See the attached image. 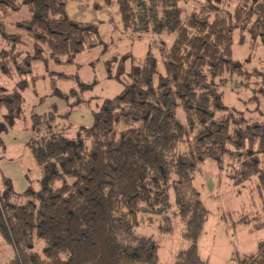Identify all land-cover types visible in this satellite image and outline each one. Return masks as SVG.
Wrapping results in <instances>:
<instances>
[{
	"label": "trees",
	"instance_id": "1",
	"mask_svg": "<svg viewBox=\"0 0 264 264\" xmlns=\"http://www.w3.org/2000/svg\"><path fill=\"white\" fill-rule=\"evenodd\" d=\"M68 2L0 0L4 74L23 78L36 62L48 60L72 65L79 54L105 47L99 25L67 16ZM180 2L117 0L125 30L175 33L176 38L159 48L163 70L152 53L129 70L127 57L109 61L108 78L122 90L103 100L92 126L68 138L51 124L54 112L32 114L39 134L27 146L41 167L42 188L27 190L25 202L17 200L8 178L0 189V232L24 256L14 264H161L153 240L136 227L140 213L167 214L171 190L189 242L175 264H206L199 243L209 212L193 183L199 165L214 161L223 168L231 161L238 166L234 183L258 176L264 192V122L218 116L228 110L221 91L225 76L248 75L245 63L233 58L234 31L246 28L264 40V0H243L221 18L201 9L185 21ZM23 6L31 18L18 27L34 39L33 52L5 30L7 16ZM27 86L26 79L19 84ZM23 104L22 94L0 87V108L7 110L10 125L22 116ZM254 227L263 228L264 222ZM39 241L42 255L33 250ZM240 264H264V240Z\"/></svg>",
	"mask_w": 264,
	"mask_h": 264
},
{
	"label": "rangeland",
	"instance_id": "2",
	"mask_svg": "<svg viewBox=\"0 0 264 264\" xmlns=\"http://www.w3.org/2000/svg\"><path fill=\"white\" fill-rule=\"evenodd\" d=\"M241 1L181 0V19L185 21L201 9L212 18H221L233 13ZM116 2L110 0L108 3L116 7ZM104 25H107L105 29ZM99 30L105 47L95 48L101 49L93 52L99 53L95 57L86 51L79 54L72 65L56 64L51 60L36 62L32 74L23 78L16 72L13 76H7L0 69V87L24 97L23 114L13 125L5 118L7 110L0 108V189L4 188L3 179L8 178L19 202L26 201L23 194L27 190L39 191L42 188L41 167L27 146V142L39 134L32 128V114L54 112L56 118L51 123L54 128L68 138H74L82 127L94 124L95 112L102 100L116 94L113 92L115 88L122 89L113 79V83L106 82L107 66L111 59L127 57L124 67L129 70L152 53L158 60L159 69L163 70L159 48L171 46L176 38L175 33L147 32L138 35L125 30L118 13L111 15L109 22L99 24ZM4 44L0 35V50L5 47ZM232 48L233 58L245 63L248 75L225 76L227 80L221 86V91L228 110L218 116L264 122V40L252 36L246 28H237ZM61 74L65 77H61ZM33 76L37 78L33 80ZM23 79L28 81V86L20 89L19 84ZM179 116L184 118L182 111ZM234 167L238 166L231 161L225 162L223 168L214 161H205L199 165L193 177L194 186L209 212L199 246L200 257L206 264H240L242 257L256 250L264 240V227H254L264 222V192L260 194L258 176L236 184L232 177ZM170 195L167 214L140 213L136 227L138 234L153 240L161 264H175L176 254L189 245L185 238L186 224L177 214L172 190ZM246 217L252 220L249 225L242 222ZM168 225L170 230L162 229ZM42 247L43 242L39 241L33 250L42 255ZM23 259L24 256L0 232V264H14Z\"/></svg>",
	"mask_w": 264,
	"mask_h": 264
},
{
	"label": "crops",
	"instance_id": "3",
	"mask_svg": "<svg viewBox=\"0 0 264 264\" xmlns=\"http://www.w3.org/2000/svg\"><path fill=\"white\" fill-rule=\"evenodd\" d=\"M109 4L110 3H108L106 0H69L66 6V13H68L69 16L68 15L67 16L71 20L76 21V22L91 23V24H97V25L102 23L103 25V23H107L110 21L111 15L116 14V13L120 14L117 6L114 7L113 5L110 6ZM30 18H31V13L28 7L23 6L19 11L9 14L7 18L5 19L6 32L9 34L21 37V39L26 42L25 44H21V48L27 52H33L35 41L33 38H31L28 35V33L25 30L18 27V23L22 21H26ZM99 21H102V22L100 23ZM106 27L107 25H104V29ZM102 32H103V27H102ZM99 50L101 49H95V50L93 49L88 52H90L89 54H93V57H95L96 54H99V53H93V52H98ZM77 59L78 58H76V60ZM106 82L113 83V81L109 78H108V81ZM113 85H114L113 87H115V84ZM121 90L122 89L120 87H117L115 88V90H113V92L115 91L116 94H118ZM116 94H114L113 96H115ZM113 96L108 97V98H112ZM252 229H249V230L252 232L253 231ZM199 246H200V243H199ZM256 250H253L249 253H253Z\"/></svg>",
	"mask_w": 264,
	"mask_h": 264
}]
</instances>
